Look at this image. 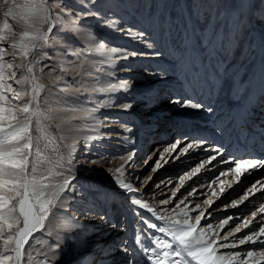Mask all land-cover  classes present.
I'll list each match as a JSON object with an SVG mask.
<instances>
[{
	"label": "bare ground",
	"instance_id": "bare-ground-1",
	"mask_svg": "<svg viewBox=\"0 0 264 264\" xmlns=\"http://www.w3.org/2000/svg\"><path fill=\"white\" fill-rule=\"evenodd\" d=\"M27 1L20 0L19 4ZM73 1L75 9L61 5V12L56 13L59 20L54 28L59 33L46 48L49 53L53 52L52 57H43L44 50H39L33 62L38 67V84L44 86L39 92L44 109L39 110L55 112L51 120L62 143L60 157L74 158L77 168L70 174L68 189L56 202L55 215L50 213L45 228L34 233L25 245L23 264H29V254L30 264H116L121 233L112 216V204L116 203L122 209L123 218L128 219L124 220L128 224L124 229L143 257V248L155 236L174 244L170 236L158 231L165 226V221L133 204V198L142 200L138 192H128L115 179L119 175L135 188L127 173L128 166L138 154H146L153 142L149 139L150 143L142 149L140 139L147 132L152 136L159 125L166 127V120L174 125L171 129L177 130L180 122L191 134H204L221 146L228 144L230 153L239 156L257 157L264 151V75L256 71L254 64L258 54L264 51V13L259 15L264 9V0ZM40 3L38 0L36 4ZM43 3L49 10L53 8L52 0H43ZM127 28L133 33L144 32L143 41L128 37L123 32ZM68 30L82 37L80 44L74 39H64ZM149 43L151 49L146 47ZM98 45L103 47L97 50ZM111 47L134 50L138 55L124 60L109 53ZM231 49L241 59L226 67ZM256 50L255 59L252 57L249 61ZM245 52L250 56L243 62ZM78 64L82 66L77 71ZM225 77L223 86L221 79ZM3 84L15 87L16 91H31L26 88L28 84L14 86L11 81ZM257 84L263 85L261 90H256ZM215 92L219 94L217 100V97L214 100ZM173 93H187L205 104L217 101L212 112L215 117L207 123L201 115L208 117L206 110L182 108L177 104L175 108L182 110H171L167 98ZM3 95L15 99L13 92L12 96ZM124 104H132V108L123 111ZM0 105L6 109V118H10L7 113L10 104ZM105 120L110 123L105 124ZM61 121L67 123L61 124ZM125 128H131L132 132L126 133ZM50 130L45 120L38 124L34 118V153L40 142H47ZM125 136L127 141L123 139ZM193 152L196 155L205 150ZM133 153L134 159L129 163L128 157ZM40 158L45 159L42 153ZM32 159L30 156L29 160ZM37 164L39 167L44 163ZM122 165V172L117 173L115 170ZM44 175L45 183L60 182L58 176L48 172ZM150 223H156L157 229L149 228ZM74 224L79 227H70ZM110 224L113 225L109 227ZM202 228L197 226L195 235ZM106 230H110L108 236L103 235ZM2 246L0 240V249ZM215 252L233 260V264H239L244 258L233 259L217 248ZM245 261L264 264V256L247 257ZM189 264L196 262L190 259Z\"/></svg>",
	"mask_w": 264,
	"mask_h": 264
},
{
	"label": "snow or ice",
	"instance_id": "snow-or-ice-1",
	"mask_svg": "<svg viewBox=\"0 0 264 264\" xmlns=\"http://www.w3.org/2000/svg\"><path fill=\"white\" fill-rule=\"evenodd\" d=\"M10 0H3V4L7 5ZM4 17L13 16V18H18L19 22L23 27V31L19 33V38L17 40V34L9 31V36H11V47L16 50L14 54H19L22 58L29 55L30 52L36 54L37 50L48 42V33L52 32L56 26L59 16L55 19L51 18L47 7H45L43 0L40 4H33L31 0L23 4H16L14 8H7L3 12ZM47 25V30L42 31V26ZM3 27L9 29V24L5 20ZM123 32L130 38H139L143 41L145 38L144 32L133 33L132 29H124ZM9 36H4L0 34V40H7ZM41 42V43H38ZM103 45H98L97 50L102 48ZM146 47L151 49L152 45L146 44ZM108 52L115 54L119 58L127 60L132 57H137V51H127L118 47H111ZM3 56V51L0 50V58ZM35 58V57H34ZM49 58V57H45ZM82 65H77L76 70L78 71ZM12 65L9 64L8 68ZM20 67H25L24 63H21ZM28 72L31 74L32 69L29 67ZM14 76V74H13ZM17 84H32V92L28 93L23 89L16 93L15 89L11 88V85L7 87L14 93V98L17 100H24L27 96L28 98L24 100L22 106L10 105L7 109L8 117L6 118V109L0 105V240L3 242L2 249H0V264H23L24 261V248L28 243L30 237L33 236L38 230L45 228V221L48 219L49 214L55 215L53 209L56 202L60 200L61 193L68 189L70 184V175L65 176L63 169L60 164H56V167L60 170L53 172L52 167H46L41 164L38 167L37 161L40 159L41 153L37 147L36 152H33L34 147V137H33V120L35 118L36 122L39 124L42 120L52 119L55 115L53 110H49L47 113L41 112L40 102H39V92L44 87L38 84L34 76H25L20 80L16 81ZM67 91V89H64ZM0 98L6 99L3 93L0 92ZM171 103L177 104L182 108H191L194 110H206L208 113H212L214 110L212 107H206L197 102L191 101H181L179 98L170 100ZM132 108V104H124L122 106L123 111H128ZM66 121H61V124H66ZM105 124L110 123V121L105 120ZM126 133H131V128H125ZM125 141L128 137H123ZM195 141V140H194ZM134 143V141H133ZM181 144V140H175L170 148H164L160 152V159H164L165 154H171ZM207 145L206 140H199V142H188L186 147L181 149V155L186 154L189 150L200 149L201 147ZM217 155L223 156L222 149L217 146L211 149ZM135 153L128 157V162L130 163L134 159ZM217 155H212L210 160H217ZM32 156L33 159L29 160ZM179 159V155L174 158ZM225 163L231 162L224 161ZM69 165L71 164L68 161ZM85 163H97V161H85ZM167 163V160H165ZM204 163H201L199 167L191 169L186 176H181L180 185H183L185 179H191L197 175L201 169L204 168ZM161 167L160 160H157L152 171L155 172ZM264 167V160L251 159L244 160L241 159L240 162L235 164L233 171L236 173L237 178L249 173L253 169ZM43 168L44 171H41ZM124 165L121 168L116 169L117 173H121ZM108 171L111 172L109 169ZM48 172L53 176H58L60 178L59 183H45L44 173ZM118 185L127 190L130 193L136 192L131 183H125L119 175L115 177ZM151 179V178H149ZM144 183V181H141ZM257 183L254 182L251 188L244 193L240 200H235L231 202V207L236 208L245 200H248L249 193L258 191ZM159 187V185H157ZM231 187V185H229ZM264 188V185H261ZM176 191L172 192V196H176ZM225 189L220 188V193H223ZM195 190L189 195H194ZM215 195V193H213ZM133 204L138 205L140 208L153 212L154 210L149 207L148 203H142L141 199L133 198ZM162 204L167 205L169 200L165 199L161 201ZM214 203L212 200H205V204L209 207ZM180 204H184L181 200L176 208L180 207ZM222 210H227L225 206ZM195 211L198 213L195 215L194 223L189 222V212L184 211L183 220H173L171 216L160 215L158 220L165 221V226L159 227L158 231L160 233L166 234L172 238L173 243L167 240H162L160 236L154 237V246L151 248H143V252L149 261V264H189L190 259L195 260L196 264H233V260L225 259L224 256L216 255L215 248L219 244L220 248L235 247L236 242L233 241L231 244L220 243L221 238L217 233L216 229L213 228L211 224L208 225V230L213 233L205 239L207 235L203 229L200 230L199 235H195L197 232V226L201 224V220L205 217V209L201 208V205H195ZM259 212L264 214V205H260ZM210 215V214H209ZM257 213L253 212L252 217L256 218ZM233 219H238V217L229 216L223 219L218 225L220 230H223L225 226L229 225L230 221ZM252 220H244L243 228H248ZM151 229H157L156 223L147 224ZM70 227H79L78 224L71 225ZM241 227L237 226L231 232L223 237L224 241L228 240L229 235H234L235 233L241 232ZM264 226L259 227L258 231H253L251 234L244 235L243 238L238 240L239 245H244L246 243L256 244L260 242L264 244ZM163 245V247H161ZM59 245H57V248ZM127 252V249H123ZM239 253L233 254V259L238 257ZM264 256V251L260 253ZM248 258L254 256L253 251H248L246 253ZM31 255L28 256L29 264L31 262ZM130 264H134V260H130ZM239 264H247V261H240Z\"/></svg>",
	"mask_w": 264,
	"mask_h": 264
},
{
	"label": "rangeland",
	"instance_id": "rangeland-1",
	"mask_svg": "<svg viewBox=\"0 0 264 264\" xmlns=\"http://www.w3.org/2000/svg\"><path fill=\"white\" fill-rule=\"evenodd\" d=\"M15 2H12L10 0V3L7 5L3 4V0H0V34L4 36H9V31L12 33L17 34V40L19 38V33L23 31V27L21 23L19 22L18 18H13V16L4 17L3 12L10 6L12 8L15 7L16 4L20 3V0H14ZM28 2V1H27ZM33 4L38 3V0H31ZM53 2V8L50 10L48 9L49 15L51 18H56V13L61 12V5H65L69 9H75L76 5L73 0H52ZM56 8V9H55ZM253 9V8H252ZM254 13L252 10L251 15ZM264 13V9L260 10V13ZM5 20H7L9 24V29H5L3 27ZM47 25L42 26V30H47ZM55 31V32H54ZM58 29L54 28L52 32L48 33V42L46 44H42V46L37 50H44L43 57H49L51 58L53 55L52 53H49L47 51V46H49V41L52 40L53 37H56L58 35ZM255 37H259L254 33ZM64 39L68 41V39H74L76 41V44H80L82 41V37L80 35L74 34V31L68 30L66 33ZM9 42H2L0 40V50L3 51V56L0 58V92L7 93L12 96V91L7 89L6 85L3 84L5 81H11L14 84V86H20V84H17L16 81L22 79L25 76H34L36 79V82L39 83L38 80V67L33 62V56L36 54L34 52H30L29 55L25 58H22L19 54H14L16 50L12 49L11 47V36H9ZM38 43H41L38 41ZM259 48V47H258ZM10 50V51H8ZM258 50V49H257ZM257 50L254 51L252 56L249 58L250 54L249 52H245L243 54V62L249 58V61H251L252 57H254L257 54ZM237 52V51H236ZM13 55V56H12ZM234 53H232V49L230 50L229 57L226 59L225 64L226 67L229 65V63L236 62L238 59ZM48 58V59H49ZM237 58V59H236ZM246 58V59H245ZM255 59V57H254ZM14 61V64L12 63ZM264 51L262 50L260 54H258V57L256 61H254L256 71L262 72L261 76L264 75ZM17 63V67L15 66ZM21 63L25 64V67H20ZM11 64L12 67L8 68V65ZM31 67L32 73L30 74L28 72V68ZM234 67V66H233ZM231 68L234 70V68ZM239 70L240 66H239ZM243 70V69H242ZM223 71V70H222ZM14 74V76H13ZM222 74V73H221ZM221 77V76H220ZM231 79L232 76H229ZM223 81V86H225V80L226 77L221 79ZM221 85V84H220ZM219 85V89H220ZM32 84H28L29 90L32 91ZM256 87V90H261L263 85L260 84L254 85ZM12 89H15V87H12ZM16 90V89H15ZM225 90V89H224ZM30 91V93H31ZM257 91H254L255 93ZM19 89L16 91V93H19ZM226 92V91H225ZM224 92V96L225 95ZM264 92V90L262 91ZM215 95V96H214ZM214 100L219 98V94L217 92L214 93ZM251 95V94H250ZM183 96V97H182ZM182 97V98H180ZM191 96L187 95V93H182V95H177L173 93L172 95L167 98V102L169 103L171 110L176 109L175 104L171 103L170 100L174 98H179L181 101H190L193 100V102L201 103L205 107H212L214 108V100H212V104H205L201 102L200 100L190 98ZM28 97L26 96L24 100H26ZM24 100H11L10 97L3 99L0 101L2 104H10L14 106H22L24 103ZM42 95L39 94V102H40V109H44L42 105ZM136 101V100H134ZM139 107V106H138ZM142 107V106H140ZM177 111H180L182 109H176ZM185 110V109H184ZM147 111V110H146ZM144 111L141 113L143 114L146 112ZM215 114V113H214ZM213 113H209L208 117H205L204 113H202V118L205 120V122H209L211 117L214 115ZM215 115L213 116V118ZM200 117V121L202 120ZM196 120H192V122H195ZM45 122L51 126V135L48 137L49 139L45 143H39L37 146L40 149V153L43 154L45 159H39L37 162L41 161L44 164L47 165V167H52L53 172H57L60 169L56 167V164H60L64 175H70L74 173V169L77 168V165L75 164L74 158L68 156H62L60 157V154L62 151V143L60 141V138L58 136V133L56 131L55 126L53 125V122L51 119L45 120ZM167 122L166 127H163L162 125L158 126L157 131H153L152 136L148 135L147 133H144L142 135V139H140L139 146L140 148L144 149L145 146H147L150 141L149 139L153 140L152 145L149 149H147L146 154H138L133 163H131L128 166L127 173L131 175L132 183L135 185V188L137 187V195L138 197L142 198V203H148L149 207L153 209V212H149L148 210H145L150 213V216H155L158 218L160 215H168L171 216L173 220H183V212L188 211L189 212V221H194L195 215L198 213L195 211V205L199 204L201 205L202 209H205V217L201 220V224L198 226H203L202 229L205 228L207 235L211 236L213 235L212 232L208 230V225L211 224L214 229H216L217 233L219 234V237L221 238L220 243H228L231 244L233 241L236 242L235 247H227V248H220L219 244H217L216 248L219 252H224L230 254V257H233L234 253H239V256H244L243 261L247 259L246 253L248 251H253L254 256L250 259H253L260 255L262 251H264V244L257 242L256 244L252 243H246L244 245H239L238 240L243 238L246 234H251L253 231H258L259 227L264 226V214L259 212L260 205H264V188L261 187V185H264V167H260L257 169L251 170L249 173H246L245 175L239 177L237 182L233 184V181L237 179L236 173L233 171L235 168V164L240 162L241 159L249 160L258 158L259 160H264V151L261 152L263 154L258 155L257 157H250L248 155L239 156L235 153H230L229 146L224 145L221 146L220 144H215L210 137L204 135V134H191L187 132L183 125L180 124V122L177 123L178 128L177 130L171 129L174 125ZM181 125V126H180ZM180 126V127H179ZM166 129V130H165ZM165 133V135H164ZM149 136V138H148ZM181 140V144L171 152V154H165L164 159H160V152L164 148H170L171 144L177 140ZM195 140V141H194ZM199 140H206L207 145L201 147L203 150H205V153H196L194 154V150L199 152V149H192L189 150L186 154H180L181 149L183 147H186L188 142H199ZM219 146L223 151V156L217 155L215 152H212L210 150H206L207 148L211 149L213 147ZM179 155V159H175ZM212 155H217V160L212 161L210 160V157ZM198 156V157H197ZM248 156V157H246ZM250 159V160H251ZM157 160H160L161 167L153 172L152 168L154 167ZM165 160H167V163H165ZM231 161L228 163H225L224 161ZM68 161L71 162L69 165ZM201 163H204V168L201 169V171L195 175L191 179H185V182L183 185H180L179 181L181 176H186L191 169L195 167H199ZM43 164V165H44ZM144 176V177H143ZM143 177V178H142ZM151 178V179H149ZM148 180L146 183H141V181ZM254 182L257 183V189L258 191L250 192L248 200H245L243 203H241L238 207L232 208L231 202L235 200H240L241 197L244 195L245 192H247L252 184ZM232 186L229 188V185ZM159 185V187H157ZM223 187L225 191L223 193H220V188ZM177 188L179 191L176 192V196H172V192L176 191ZM195 190L194 195H189V193H192ZM215 193V195H213ZM169 200V203L167 205H164L161 203L163 200ZM214 200V203L211 204L209 207L207 204H205V200ZM183 200L184 204H180L179 208H176V205L180 203V201ZM113 207V214L115 220H117V225L119 230H121L120 233V240L117 245L118 254L116 256V264H130V260H134V264H149V261L147 260L146 256L143 257L142 253L139 252L134 244H133V238L131 239L128 237L127 232L124 225H128L124 222V220H128L123 218L122 216V209H119L118 204H112ZM111 205V206H112ZM110 206V208H111ZM225 206H227V210H222ZM213 212V213H211ZM256 212L257 216L256 218L252 217V213ZM210 214V215H209ZM238 217V219H233L230 221L229 225L225 226L223 230H220L218 228V225L222 222L223 219H226L227 217ZM252 220V223L248 228H243V221L244 220ZM113 224H110L109 227H111ZM240 226L241 232L235 233L234 235H229L228 240L224 241L223 237L231 233L235 227ZM124 229V230H123ZM109 235L110 230H106L103 235ZM132 237V235H130ZM208 236V237H209ZM100 239V238H99ZM131 239V240H130ZM154 240V238H153ZM152 239L149 240V245L147 248H151L154 246V241ZM261 240H264V237L261 238ZM153 241V242H152ZM163 247V245H161ZM127 249V252H125L123 249ZM138 252V253H137ZM141 253V256H139ZM139 256V257H138ZM135 258V259H134ZM138 258V259H137ZM148 261V263H147Z\"/></svg>",
	"mask_w": 264,
	"mask_h": 264
}]
</instances>
